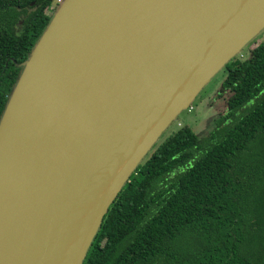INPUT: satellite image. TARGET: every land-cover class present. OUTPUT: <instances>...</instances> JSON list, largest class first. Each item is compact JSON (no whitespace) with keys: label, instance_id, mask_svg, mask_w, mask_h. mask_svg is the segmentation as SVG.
Instances as JSON below:
<instances>
[{"label":"water","instance_id":"water-1","mask_svg":"<svg viewBox=\"0 0 264 264\" xmlns=\"http://www.w3.org/2000/svg\"><path fill=\"white\" fill-rule=\"evenodd\" d=\"M264 28V0H62L0 119V264H82L177 115Z\"/></svg>","mask_w":264,"mask_h":264},{"label":"trees","instance_id":"trees-1","mask_svg":"<svg viewBox=\"0 0 264 264\" xmlns=\"http://www.w3.org/2000/svg\"><path fill=\"white\" fill-rule=\"evenodd\" d=\"M54 1L0 0V119ZM224 69L226 111L153 146L82 264H264V39Z\"/></svg>","mask_w":264,"mask_h":264},{"label":"rangeland","instance_id":"rangeland-1","mask_svg":"<svg viewBox=\"0 0 264 264\" xmlns=\"http://www.w3.org/2000/svg\"><path fill=\"white\" fill-rule=\"evenodd\" d=\"M58 6V1H54L50 5L48 10L52 16L57 10ZM51 8H55V10L51 12ZM263 39L264 28L249 42V44H247L242 49L239 54H247L248 50H250L255 45V43ZM225 75L226 71L224 68H222L209 80V82L200 90L195 99L192 101V109L188 110V108H186L182 110L177 115L176 119L164 131L160 141L165 136L170 134V131L175 130L179 126H189L198 137H202L209 131L214 117L226 111V98L228 93L222 92L221 95H218L220 84Z\"/></svg>","mask_w":264,"mask_h":264},{"label":"built area","instance_id":"built-area-1","mask_svg":"<svg viewBox=\"0 0 264 264\" xmlns=\"http://www.w3.org/2000/svg\"><path fill=\"white\" fill-rule=\"evenodd\" d=\"M56 1H58L59 3L61 2V0H56ZM191 108V106H189V108L188 109H190Z\"/></svg>","mask_w":264,"mask_h":264}]
</instances>
